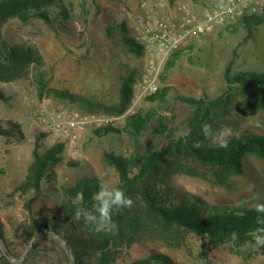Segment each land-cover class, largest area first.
Masks as SVG:
<instances>
[{
    "label": "rangeland",
    "instance_id": "rangeland-1",
    "mask_svg": "<svg viewBox=\"0 0 264 264\" xmlns=\"http://www.w3.org/2000/svg\"><path fill=\"white\" fill-rule=\"evenodd\" d=\"M148 1L161 2L163 6L156 9V15L169 21L179 18L177 3L187 4L195 11H203L205 6L203 0ZM61 4L69 14L65 23L60 21L58 9L54 8L50 13L52 27L39 19L22 21L12 18L0 29L9 45L33 47L40 53L43 60L40 73L49 90L38 98L39 84L32 67L21 77L0 81V91L5 95L0 98V121H16L25 136L20 142L0 136V222L2 237L15 255L25 248L19 233L29 217L24 209L27 197L14 193L13 189L24 177L32 160L36 135L45 134L40 140V152L55 143H63L64 147L61 162L49 168L53 175L49 174L42 181L41 194L33 203L34 217H50L58 204L61 186L73 183L83 174L97 176L103 184L115 187L117 173L103 161L102 155L108 151L127 157L133 148L126 132L96 136L93 131L99 122L86 127L74 148L60 136H51L41 130L37 125L40 111L78 112L108 120L107 124L112 123L117 129L123 127L127 115L136 111L155 113L170 118L172 134L178 137L187 133V118L192 108L175 101L177 95L199 97L205 94L214 98L224 94L227 67H230L231 74L264 71V23L251 26L249 34L237 23L233 28H214L209 34L195 38L191 44L193 48L170 68H165L168 59L157 65L158 87L168 89L165 102L136 97L139 94L138 80L152 61L144 52L134 54L127 49L121 27L131 38L148 11L140 7L139 0H61ZM125 84L132 90L127 110L117 116L105 114L102 107L119 103ZM61 92L76 95L86 103L62 99ZM91 105L92 112L82 109ZM230 106L231 111L222 115L221 128L215 132L230 130L226 139L247 132L264 136V102H258L251 94L243 92L235 96ZM155 120L151 118L152 125ZM166 140L165 135H153L150 129L139 138L142 147H151L152 150L159 149ZM211 144L217 142L211 140ZM69 160L75 161L76 166L68 167ZM188 165L197 175L176 173L168 181L178 198L194 195L208 206L242 209L264 203L263 160L247 156L240 174L212 170L194 163ZM172 244V247L165 245L163 237L156 233H142L130 246L122 263L160 251L169 255L175 264H264V246H256L253 238L241 244L232 237L214 248L205 237L178 231ZM3 250L4 242L0 239V255ZM11 262L18 264L15 259Z\"/></svg>",
    "mask_w": 264,
    "mask_h": 264
},
{
    "label": "trees",
    "instance_id": "trees-1",
    "mask_svg": "<svg viewBox=\"0 0 264 264\" xmlns=\"http://www.w3.org/2000/svg\"><path fill=\"white\" fill-rule=\"evenodd\" d=\"M173 1V0H170ZM58 9L60 21H68V11L61 4V0H0V29L12 18L22 21L39 19L52 27V9ZM242 25L247 34L251 26L264 23V12L259 15L242 16L236 24ZM122 28L123 42L127 49L134 54H141L142 47L126 36ZM193 48L192 45L178 50L170 55L165 68H170L174 62ZM43 60L40 53L33 47L9 45L0 33V81H10L21 77L29 67L34 70V78L38 86V98H42L46 88L44 77L40 73ZM224 78L227 90L224 94L210 98L205 94L199 97L177 95L174 99L192 108L187 118V133L176 137L172 134L170 118L136 111L125 117L121 129L112 123L95 128L94 134L102 137L110 133L126 132L132 140V151L127 156L116 155L105 151L103 161L112 167L118 176L115 187L125 190L127 196L133 200L130 209L113 212L112 224L104 231L97 232L95 225L87 223L83 217L77 219L75 212L78 208L94 211L92 205L93 194L103 182L97 176L83 174L73 183L60 188V198L50 217H34L33 203L41 194V184L44 178L53 172L49 168L61 162L63 143H55L45 151L40 152V140L45 134H38L34 138L32 160L28 164L25 175L14 187L13 192L26 196L24 209L29 217L28 223L20 229L19 236L24 239L25 248L19 255L9 248L8 241L2 237L0 222V239L9 254L0 255V264H13L11 259L18 260V264H61L69 263L65 248L61 240L65 241L73 264H123L124 256L130 246L140 238L142 233L153 232L165 241V245L172 247L174 234L178 231L192 233L207 238L214 248H218L225 241L235 237L238 243L250 240L249 234L255 227L258 215L254 208L242 209L235 206H208L194 195L178 198L174 188L168 181L176 173L197 175L189 163L217 171H229L240 174L243 171L244 159L255 156L264 161V136L254 133H240L228 137L227 148L211 144L201 133V125L209 123L215 132L222 122L224 113L231 111V103L235 96L249 93L258 102H264V71H241L231 74L230 67L225 69ZM168 89L162 87L146 98L149 101L165 102ZM131 87L124 85L119 103L104 108L105 114L121 115L130 103ZM0 91V98H4ZM60 98L70 102L85 100L68 92L59 93ZM92 112V105L82 108ZM151 118H156L152 125ZM150 129L153 135L167 138L166 143L159 149L142 147L139 138ZM0 136L16 142L25 136L21 125L13 120L0 121ZM203 140L200 149L192 147L194 140ZM68 167H75L76 162L69 160ZM83 193V201L78 199V193ZM239 213V214H238ZM39 236L29 252L21 258L26 246L35 234ZM49 245V246H48ZM61 260V261H60ZM127 264H175L173 259L164 252L156 251L143 258L133 259Z\"/></svg>",
    "mask_w": 264,
    "mask_h": 264
},
{
    "label": "built area",
    "instance_id": "built-area-1",
    "mask_svg": "<svg viewBox=\"0 0 264 264\" xmlns=\"http://www.w3.org/2000/svg\"><path fill=\"white\" fill-rule=\"evenodd\" d=\"M141 8L148 11L142 25L133 32V41L142 47L151 64L144 70L137 83L138 95L146 97L158 90L157 65L178 50L192 44L195 38L209 34L214 28L230 29L238 18L259 15L264 12V0H205L203 11H195L189 5L177 3V21H169L156 15L163 6L159 1L139 0ZM99 122L105 126L108 120L92 118L78 112L37 114V125L44 133L60 136L75 148L86 127Z\"/></svg>",
    "mask_w": 264,
    "mask_h": 264
},
{
    "label": "clouds",
    "instance_id": "clouds-1",
    "mask_svg": "<svg viewBox=\"0 0 264 264\" xmlns=\"http://www.w3.org/2000/svg\"><path fill=\"white\" fill-rule=\"evenodd\" d=\"M201 133L205 140L217 142L219 147L227 148L226 137L230 130L221 129L214 132L212 125L203 123L201 125ZM204 146L203 140H194L192 147L200 149ZM78 199L83 201V193H78ZM92 205L94 211H88L85 208H78L75 212L77 219H83L90 224L95 225V230L101 232L106 230L112 224L113 212H119L123 209H130L133 200L127 196L125 190L119 187H110L107 184H100L98 190L93 194ZM255 211L258 214L255 219L256 227L249 233L256 246H264V203L255 204ZM239 214V213H238Z\"/></svg>",
    "mask_w": 264,
    "mask_h": 264
},
{
    "label": "water",
    "instance_id": "water-1",
    "mask_svg": "<svg viewBox=\"0 0 264 264\" xmlns=\"http://www.w3.org/2000/svg\"><path fill=\"white\" fill-rule=\"evenodd\" d=\"M37 235H38V233L35 234L34 237L30 240V242H29L28 246L26 247L24 253L22 254L21 258L24 257V256L29 252L30 248L33 246V244H34V242H35V240H36ZM61 245L65 248V251H66V254H67L68 257H69L70 263L73 264V260H72V257H71V255H70V252H69L68 249H66L67 246H66L65 241L61 240ZM3 251H4L5 255H6L8 258H10L9 254L6 252L5 248H4Z\"/></svg>",
    "mask_w": 264,
    "mask_h": 264
},
{
    "label": "crops",
    "instance_id": "crops-1",
    "mask_svg": "<svg viewBox=\"0 0 264 264\" xmlns=\"http://www.w3.org/2000/svg\"><path fill=\"white\" fill-rule=\"evenodd\" d=\"M203 2L205 3V1L203 0Z\"/></svg>",
    "mask_w": 264,
    "mask_h": 264
}]
</instances>
